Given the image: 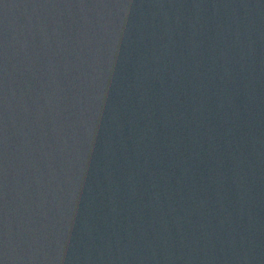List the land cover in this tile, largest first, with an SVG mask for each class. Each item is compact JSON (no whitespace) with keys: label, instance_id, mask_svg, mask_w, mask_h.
<instances>
[{"label":"water","instance_id":"obj_1","mask_svg":"<svg viewBox=\"0 0 264 264\" xmlns=\"http://www.w3.org/2000/svg\"><path fill=\"white\" fill-rule=\"evenodd\" d=\"M0 264H264V0H0Z\"/></svg>","mask_w":264,"mask_h":264}]
</instances>
